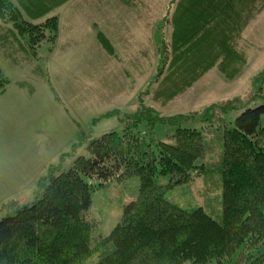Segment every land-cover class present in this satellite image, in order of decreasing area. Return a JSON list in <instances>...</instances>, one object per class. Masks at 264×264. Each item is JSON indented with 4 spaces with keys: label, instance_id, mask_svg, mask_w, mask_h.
<instances>
[{
    "label": "trees",
    "instance_id": "trees-1",
    "mask_svg": "<svg viewBox=\"0 0 264 264\" xmlns=\"http://www.w3.org/2000/svg\"><path fill=\"white\" fill-rule=\"evenodd\" d=\"M70 1L0 0V23L28 39L32 50L56 46L60 20L49 14ZM175 5L176 55L169 75L175 88L157 92L155 99L163 103L211 68L228 78L229 65L237 74L243 70L246 59L235 42L252 18L248 13L264 9V0H176ZM219 24L233 32L210 42L215 46L204 58L182 51L185 40L199 30L205 39L216 35ZM96 33L111 52L104 33ZM186 63L194 64L188 75ZM8 84L0 70V94ZM252 86L248 99L213 104L200 117L164 116L143 101L135 114L104 115L118 119L120 133L94 139L88 155L78 157L68 171L44 177L33 202L2 209L0 264H264V71ZM158 127L174 132L157 140ZM133 180L139 182L138 197L104 235L93 195ZM194 182L202 185L197 190L201 206L188 210L168 198Z\"/></svg>",
    "mask_w": 264,
    "mask_h": 264
},
{
    "label": "rangeland",
    "instance_id": "rangeland-1",
    "mask_svg": "<svg viewBox=\"0 0 264 264\" xmlns=\"http://www.w3.org/2000/svg\"><path fill=\"white\" fill-rule=\"evenodd\" d=\"M129 1L94 0L89 6L88 0H71L49 14L60 20L57 45L43 44L36 50L12 26L0 23V70L9 81L0 94V219L3 208L33 202L44 177L66 172L78 157L87 156L91 141L120 133L123 125L118 119L104 115L117 110L135 114L143 101L164 116L196 113L200 117L213 104L243 101L254 91L252 81L264 71V9L248 13L252 18L235 42L246 59L239 74L231 65L226 69L229 78L219 68H211L184 93L163 103L155 99L157 92L175 88L169 75L176 55V0ZM97 31L104 33L111 52L97 39ZM198 33L185 40L182 50L197 58L213 50L210 42L228 34L220 24L216 35L205 39ZM198 41L202 42L196 47ZM193 65L186 63L183 73L188 75ZM173 132V128L158 127L156 138L162 140ZM201 186L194 182L185 191L177 188L168 198L193 210L201 206L197 193ZM138 193V180L95 192L93 211L104 235Z\"/></svg>",
    "mask_w": 264,
    "mask_h": 264
}]
</instances>
